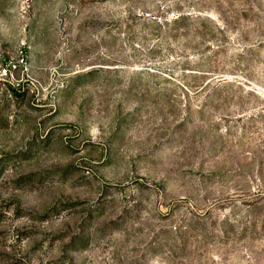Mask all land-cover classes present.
<instances>
[{
    "label": "rangeland",
    "instance_id": "obj_1",
    "mask_svg": "<svg viewBox=\"0 0 264 264\" xmlns=\"http://www.w3.org/2000/svg\"><path fill=\"white\" fill-rule=\"evenodd\" d=\"M0 264H264V0H0Z\"/></svg>",
    "mask_w": 264,
    "mask_h": 264
},
{
    "label": "trees",
    "instance_id": "obj_2",
    "mask_svg": "<svg viewBox=\"0 0 264 264\" xmlns=\"http://www.w3.org/2000/svg\"><path fill=\"white\" fill-rule=\"evenodd\" d=\"M189 19V16L180 15L174 18L173 22L178 23L180 21L186 22Z\"/></svg>",
    "mask_w": 264,
    "mask_h": 264
}]
</instances>
